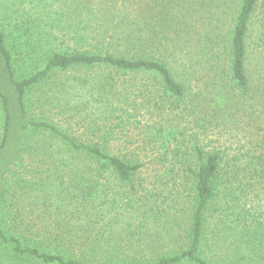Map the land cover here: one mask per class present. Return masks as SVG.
Segmentation results:
<instances>
[{
    "label": "trees",
    "instance_id": "1",
    "mask_svg": "<svg viewBox=\"0 0 264 264\" xmlns=\"http://www.w3.org/2000/svg\"><path fill=\"white\" fill-rule=\"evenodd\" d=\"M45 2L58 6V0H39L38 6ZM63 3L62 11H51L45 21L51 45L40 57L42 65L24 78L17 68L22 53L0 26V264H264V199L256 194L264 191L258 188L264 187V63L260 74L252 68L254 56L264 58V0ZM229 18L228 34L216 33L220 20ZM209 20L215 29L206 34L203 24ZM76 71L93 75L76 78L77 84H53L60 86L56 97L64 101L66 113L79 112L72 99L75 87L82 95L89 88L91 100L116 123L96 140L93 131L91 142L75 136L69 122L34 118L29 106L36 87ZM142 111L145 123L139 119ZM179 120L182 130L170 126ZM127 124L142 125V139L135 148L124 140L125 147L116 150L113 138H127ZM38 135L48 136L73 159L88 161L84 171L94 167L132 193L137 185L160 186L164 193L189 187L190 220L175 248L105 258L91 242L78 254L61 240L54 244L63 245V251L26 243V235L14 233L19 224H8L9 176L27 153L49 149L32 141ZM154 153L163 170L147 180L145 169ZM71 176L65 189L81 192L82 207L92 205L96 187L81 169ZM54 183L65 184L63 179ZM235 190L247 200L254 196L239 211ZM72 193L71 199L79 198ZM222 197L229 206L214 216L211 206ZM216 250H225V257L215 258Z\"/></svg>",
    "mask_w": 264,
    "mask_h": 264
},
{
    "label": "rangeland",
    "instance_id": "2",
    "mask_svg": "<svg viewBox=\"0 0 264 264\" xmlns=\"http://www.w3.org/2000/svg\"><path fill=\"white\" fill-rule=\"evenodd\" d=\"M47 1L49 3V0ZM63 1L58 0L57 8L53 9L46 2L45 5L38 6L39 0H0V26L5 31L7 39L13 42L22 53L19 57L20 63L17 65L19 78L26 77L35 67L42 65L40 57L49 50L51 45L49 35L51 30L45 21H48L51 11H62ZM232 23L230 18L220 20L216 33H225L224 36H226L232 28ZM258 23L259 20L257 25ZM214 24L212 20L203 24L206 34L215 29ZM40 35H42L41 38ZM202 46L205 47L203 42ZM263 63L264 58L258 56L252 58V68L257 70L258 74L262 70ZM92 75V72H68L36 87L29 96V106L33 117L49 121L56 118L60 124L63 121L69 122L70 127L67 124V128L85 142H91L89 140L92 138L93 131L97 132V137L93 134L95 140L104 136L116 123L112 118L108 119L97 102L91 100L89 88L85 89L82 95L81 91L75 87L72 99L73 104L78 105L79 112L66 113L69 109L63 105L62 99L59 100L56 97V94H60V86H53L55 82L77 84L76 78H90ZM260 77L264 81V77ZM133 112L131 111L132 114ZM145 116L146 111L144 113L142 111L139 119L144 120V123ZM182 124H184L183 120L170 121V126L173 125L180 130L183 128ZM126 126H128L125 130L127 138L120 141L113 138L112 145L116 150L125 147L124 140H129L131 146L135 148L142 139V125L135 124L133 127L127 124ZM2 134L3 117L0 105V140ZM32 141L45 143L49 149L45 150L42 147V151L27 153L23 164L10 174L11 208L6 210L8 224H15V226L19 224L14 233L26 235V243L32 242L46 250L56 251L60 250V245L56 247L54 242L62 241L64 246H73V254H78L82 250L87 251L90 247L84 244L91 242L96 246L94 251L105 258H110V254L113 253L120 258H126L155 251L166 252L175 248L176 239L185 232L190 220V205H185L188 202L185 189L189 187H170L164 193L160 186L154 188L144 185L140 188L137 185V191L132 193L127 186L119 188L112 178L98 173L97 170L94 171V167L84 171L88 161L82 158L73 159L48 136L38 135ZM170 144L169 140V146ZM115 154L121 153L115 151ZM153 155V161L145 169L147 180H153L163 170L157 160L158 154ZM78 169L85 172L89 179L88 183L96 187V199L87 207L78 204L79 200L82 201L78 195L81 192L65 189L72 177L71 172L75 173ZM60 179L64 180V186L56 183L57 186L54 183ZM258 188L264 190L263 185ZM70 192L72 196L79 198L71 199ZM125 192L126 195H123ZM234 192V197L237 196L239 199V202H236L238 211L241 207L250 205L254 196L249 195L250 199L247 200V197L238 190ZM256 194L264 199V191H257ZM129 200H132L134 207H127L128 210H125ZM226 202V199L222 197L211 206L214 216L217 212L227 210L229 203ZM262 202L264 204V200ZM184 207L185 211L182 213ZM224 251L216 250L217 253L212 255H215V258H224L225 255L222 253Z\"/></svg>",
    "mask_w": 264,
    "mask_h": 264
}]
</instances>
